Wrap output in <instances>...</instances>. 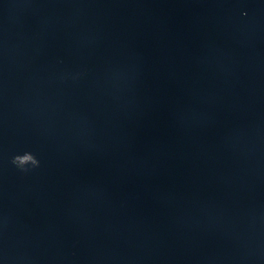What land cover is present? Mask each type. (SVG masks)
<instances>
[{"label": "water", "instance_id": "1", "mask_svg": "<svg viewBox=\"0 0 264 264\" xmlns=\"http://www.w3.org/2000/svg\"><path fill=\"white\" fill-rule=\"evenodd\" d=\"M0 264H264V0H0Z\"/></svg>", "mask_w": 264, "mask_h": 264}, {"label": "clouds", "instance_id": "2", "mask_svg": "<svg viewBox=\"0 0 264 264\" xmlns=\"http://www.w3.org/2000/svg\"><path fill=\"white\" fill-rule=\"evenodd\" d=\"M12 163L21 170H24L25 165H31L33 167L38 166V161L31 153L25 152L23 155H17L13 157Z\"/></svg>", "mask_w": 264, "mask_h": 264}]
</instances>
